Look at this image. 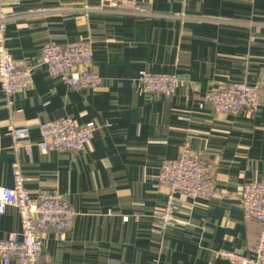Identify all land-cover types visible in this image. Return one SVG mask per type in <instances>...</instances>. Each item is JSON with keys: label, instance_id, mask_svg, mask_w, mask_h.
Wrapping results in <instances>:
<instances>
[{"label": "crops", "instance_id": "obj_1", "mask_svg": "<svg viewBox=\"0 0 264 264\" xmlns=\"http://www.w3.org/2000/svg\"><path fill=\"white\" fill-rule=\"evenodd\" d=\"M99 5L0 0V12L13 16L5 46L33 80L8 99L0 89V187L12 186L11 119L29 127L34 144L31 154H18L25 188L32 197L60 193L76 214L70 229L42 235L41 264H234L218 252L247 255L259 223L245 220L235 199L177 196L174 220L161 229L166 192L157 187V176L162 161L176 158L188 143L216 163L218 191L236 194L247 182L264 181V101L252 112L222 114L205 100L231 82L258 81L264 70V0ZM82 39L91 41V69L102 78L94 89L77 90L50 77L41 63L43 43ZM143 70L175 74L179 85L172 95H138L135 79ZM60 118L94 122L84 151L39 148L38 125ZM19 230V214L9 206L0 214V239Z\"/></svg>", "mask_w": 264, "mask_h": 264}, {"label": "built area", "instance_id": "obj_2", "mask_svg": "<svg viewBox=\"0 0 264 264\" xmlns=\"http://www.w3.org/2000/svg\"><path fill=\"white\" fill-rule=\"evenodd\" d=\"M119 7V0H100L99 9ZM135 9V8H134ZM89 12L91 7L84 6ZM13 16L0 12V89L8 99L12 94L24 93L32 84L31 70L14 63L5 46V32ZM41 63L50 77H61L69 86L81 90L97 88L102 78L92 71L93 49L91 41L58 44L45 42L40 49ZM179 77L168 73L140 71L135 79L138 95H172L179 85ZM205 100L217 113L238 114L254 111L264 101V70L253 85L231 82L210 91ZM11 103L8 100V105ZM13 113H11V118ZM96 126L93 121L79 125L71 118H60L38 125L43 151L78 153L91 142ZM12 139L15 159L11 166L12 186L0 187V214L11 206L20 217V230L0 239V264H41L42 235L48 231L57 234L70 229L75 211L66 198L58 192H39L32 197L24 186V177L18 160L19 152L31 154L33 143L29 140V127L7 125ZM216 163L201 158L189 144L183 145L174 159L162 161L157 176V187L165 189L166 201L158 214L159 227L165 229L174 220L178 209L177 196L189 199H208L213 196L238 201L245 220L259 223L257 241L248 249L247 255L219 251L218 254L234 264H264V181L243 184L236 194L218 191L214 182ZM127 216L123 217L126 221Z\"/></svg>", "mask_w": 264, "mask_h": 264}]
</instances>
